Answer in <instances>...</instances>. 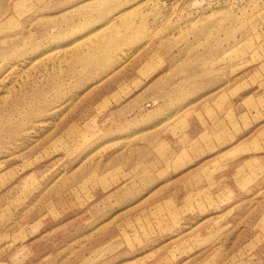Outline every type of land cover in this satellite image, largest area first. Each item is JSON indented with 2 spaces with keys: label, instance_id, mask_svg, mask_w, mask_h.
<instances>
[{
  "label": "rangeland",
  "instance_id": "1",
  "mask_svg": "<svg viewBox=\"0 0 264 264\" xmlns=\"http://www.w3.org/2000/svg\"><path fill=\"white\" fill-rule=\"evenodd\" d=\"M0 264H264V0H0Z\"/></svg>",
  "mask_w": 264,
  "mask_h": 264
}]
</instances>
